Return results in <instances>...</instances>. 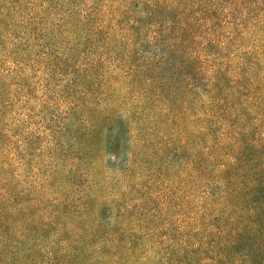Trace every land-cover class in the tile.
Listing matches in <instances>:
<instances>
[{
  "label": "rangeland",
  "instance_id": "1",
  "mask_svg": "<svg viewBox=\"0 0 264 264\" xmlns=\"http://www.w3.org/2000/svg\"><path fill=\"white\" fill-rule=\"evenodd\" d=\"M146 1L6 0L0 264H157L264 237V0H212L214 43L181 65L154 57ZM77 2L103 31L84 33Z\"/></svg>",
  "mask_w": 264,
  "mask_h": 264
},
{
  "label": "trees",
  "instance_id": "2",
  "mask_svg": "<svg viewBox=\"0 0 264 264\" xmlns=\"http://www.w3.org/2000/svg\"><path fill=\"white\" fill-rule=\"evenodd\" d=\"M69 3V2H68ZM76 11H74L75 15L81 19V23H83L82 29H85L86 34H95L103 31L105 20H101L98 18H94L90 13L89 9L86 8V5L82 2L74 5ZM216 3H213L212 0H156L151 2V0H147L145 2L144 8H142L139 12L143 14V17L140 20V25H144L148 28L150 36L147 41L153 44H159L164 49L162 56H154L159 59L166 61L168 63L172 62L178 65H181V57L180 54H186L189 57L196 56L199 53L198 45L200 44L199 38L205 41L204 55H206L207 44H213V41H210L209 38L206 39L202 36L203 32L207 30H211L213 24L216 23V8H218ZM9 6L6 5V0H0V17L3 15L9 14ZM125 14L120 15L122 17V21L117 20V23L126 22L127 17H124ZM100 21H97V20ZM9 20V18H8ZM119 21V22H118ZM10 22V21H9ZM9 22H6L4 19L0 20V37H4L10 31ZM38 23L36 22V25ZM93 24H96L97 27L91 29ZM110 25H114L113 22L109 23ZM10 26V27H9ZM27 30H31L32 25L27 24ZM39 27V25H38ZM26 30V31H27ZM202 32V34L200 33ZM34 35V33H33ZM45 35V31L41 29V35L38 37V40L41 42L42 38ZM36 36V35H35ZM138 43H143L139 41ZM202 43V42H201ZM186 50L188 53H186ZM156 55V54H155ZM68 58L65 57L63 59V67L67 66ZM62 65V63H61ZM67 71L64 74L67 77L68 82L75 85L76 79L74 75H76L74 70H69L68 68H63ZM51 74H49V77ZM71 79H70V78ZM5 78V77H4ZM9 76H6V79ZM215 81H211L210 84L213 85ZM0 90L7 91L6 85L0 81ZM77 111V105L73 112ZM91 116H84V118H78L80 126L84 129L90 130L94 125V115L90 113ZM240 135V134H239ZM262 184L261 187H264V170L261 173ZM253 188L250 187V191H252V195L256 199V205H258L257 209H260L262 213H264V191L260 189H256L259 187L256 183L257 181H253ZM256 184V185H254ZM262 194L260 195V193ZM260 198L263 201H260ZM260 227L256 230L251 229L253 234H257L260 236L259 241L264 240L262 236L263 233H260ZM249 233V234H250ZM244 235L241 237V234H237L236 231H233L228 238V242L230 245L226 244L225 249H221L218 251H208L207 257L204 259L199 258L197 253H189L186 255H182V253H177V255H172L171 257H161L163 259L162 262H158L157 264H264V243L258 242L257 244L249 245L244 244L246 240L244 237L248 238L251 235ZM262 234V235H261ZM242 244L246 245L247 248L244 249ZM223 248V247H222ZM244 250H247L244 252ZM246 253V254H243ZM233 256H237V260L234 263H230V259Z\"/></svg>",
  "mask_w": 264,
  "mask_h": 264
}]
</instances>
